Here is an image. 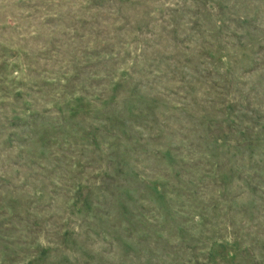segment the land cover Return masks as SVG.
<instances>
[{"label": "rangeland", "instance_id": "obj_1", "mask_svg": "<svg viewBox=\"0 0 264 264\" xmlns=\"http://www.w3.org/2000/svg\"><path fill=\"white\" fill-rule=\"evenodd\" d=\"M0 264H264V0H0Z\"/></svg>", "mask_w": 264, "mask_h": 264}]
</instances>
